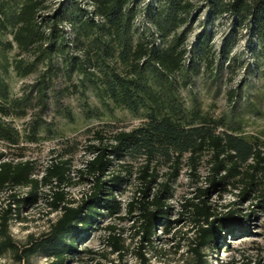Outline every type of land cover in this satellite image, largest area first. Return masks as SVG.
Instances as JSON below:
<instances>
[{"label":"trees","instance_id":"trees-1","mask_svg":"<svg viewBox=\"0 0 264 264\" xmlns=\"http://www.w3.org/2000/svg\"><path fill=\"white\" fill-rule=\"evenodd\" d=\"M88 2L90 12L73 0L57 16L42 14L46 9L43 0H0V29L10 28L12 35L9 42L0 40V142L4 146L0 149V195H5L7 201L0 212V257L9 253L14 264H30V258L41 252L56 264H63L73 254L89 253L85 248L78 250L75 241L93 229L95 217L111 218L122 210L124 217L132 219L138 248L143 244L151 246L158 228L166 229L171 224L170 183L178 177L183 157H187L195 178L198 160L207 153L205 187H195L192 198L182 205L189 208L195 227L189 249L192 264H206L203 250L217 234L249 232L246 217L239 214L236 203L212 205L208 201L211 194L236 191L239 203L252 202L256 208H264V141L252 142L240 136L241 123L234 116L213 119L203 114L196 100L187 109L178 94L176 76L189 83L201 61L205 68L212 66L214 59L207 55L208 23L226 22L228 36L243 32L264 47V0H154L155 6H146L144 15L150 30L137 39L133 36L135 11L130 0ZM202 13L204 26L196 35L198 48L189 50L187 39ZM64 19L73 27L74 36L87 40V52H92L97 70L87 75L101 106L109 111L141 113L143 119L138 126L114 130L109 136L102 130L92 132L96 143L88 146V157L77 171V184L87 188L77 200L68 199L63 191V186L70 184L66 161L51 163L39 177H34L32 164L21 160L23 156H17L18 160L7 157L5 148L18 146L19 133L2 119L21 118L28 109H36L27 136V141L34 143L50 98L65 116L71 117L51 76L58 70L59 56H63L68 76L73 70L86 73V67L84 61L65 52L67 39L58 28ZM12 43L18 51L31 54L33 60L10 61L7 51L12 49ZM112 59L120 68L109 63ZM37 63H44L45 70L22 96L9 99L2 74L11 67L18 76L25 77L35 71ZM234 93L229 92L230 101ZM80 95L85 98L84 89ZM99 114L98 108L87 107L85 111L87 118ZM160 167L166 168L164 178L158 175ZM132 174L136 175L132 194L122 204L117 196ZM23 189V195L17 192ZM41 195L50 211L59 215L38 241L19 246L8 229L11 206H33ZM109 239L114 251H120L117 238L112 234ZM135 258L138 264H149L140 251ZM237 262L232 258L228 264Z\"/></svg>","mask_w":264,"mask_h":264},{"label":"rangeland","instance_id":"rangeland-1","mask_svg":"<svg viewBox=\"0 0 264 264\" xmlns=\"http://www.w3.org/2000/svg\"><path fill=\"white\" fill-rule=\"evenodd\" d=\"M73 0H43L46 9L43 15H52L63 10ZM81 8L92 10L88 0H77ZM135 11L133 20L134 39L147 34L150 24L145 19L146 6H155L154 0H130ZM204 13L195 19L192 33L187 39V49L198 48L197 34L203 30ZM67 39L65 52L78 60L84 61L86 73L73 70L68 76L63 56L56 61L58 70L52 75L55 88L61 92V103L68 107L71 117L59 107H56L52 98L48 101V110L39 126L37 141H27L29 122L36 109H28L27 115L21 118H2L14 127L19 133V144L15 148H5L9 159L23 156L21 160L29 161L33 167V176L39 177L44 169L51 163L66 161L69 167L68 177L70 184L63 186L68 199L77 200L86 191L87 186L77 184L79 181L77 171L82 167L83 161L88 157V146L95 144L92 132L102 130L109 136L114 130H130L142 123L141 113H131L123 109H104L95 96L93 86L90 84L88 72L96 73L93 64L92 52H87V40L74 36L73 27L66 19L58 26ZM228 23H208L207 50L208 58H213V64L205 68L201 61L199 71L192 74L190 82H185L181 76H176L179 81L178 94L187 109L193 101L200 106L203 114L217 119L221 116L231 118L234 116L241 123L239 135L248 141H264V47L252 36L243 32L228 36ZM10 28L0 29V40H12ZM159 43V41H157ZM7 51L11 61L16 58H25L28 62L33 56L18 51L15 44ZM201 57V56H200ZM204 58V56L202 57ZM110 64H119L109 60ZM45 70L44 63H37L35 71L25 77L18 76L10 67L6 74H2L8 85L9 99L19 98L32 84L41 72ZM1 72V69H0ZM84 89L85 98L80 95ZM234 91L235 97L230 101L229 92ZM236 101V102H235ZM235 105L232 109V103ZM98 108L99 116L87 118V109ZM4 148L0 142V149ZM186 156L177 178L171 181V195L168 200L170 225L160 226L156 231L151 246L143 244L139 249L137 239L131 226L132 219L124 217L123 210L111 218L95 217L94 224L88 234L75 242L78 250L85 248L89 253L73 254L66 258L63 264H138L135 253L144 254L149 264H192L193 255L189 249L192 246L195 230L189 215V208H183L185 200L191 199L195 187H205V178L208 171L209 154L204 153L198 160L195 178L191 176ZM165 167L158 168V175L164 178ZM135 174H132L127 186L121 187V195L117 199L125 204L131 194ZM21 195L25 189L19 190ZM236 191L219 192L211 194L208 201L212 205H225L229 202L236 203L235 207L240 215H244L249 224V232L241 234L234 232L230 235L221 232L216 235L214 242L203 250L206 264H228L234 258L237 264H264V208H256L252 202L239 203L235 197ZM7 201L5 195H0V212L5 208ZM12 210V219L9 222V233L15 243L22 246L26 243L38 241L46 233L50 225L58 217V212L50 211L43 195L37 204L22 206ZM248 214V215H245ZM122 218L124 220H122ZM112 227L111 230L106 229ZM114 235L121 246L120 251H114L109 236ZM225 248V249H224ZM241 254V256H240ZM30 264H56L47 255L38 252L30 258ZM0 264H14L9 253H3Z\"/></svg>","mask_w":264,"mask_h":264}]
</instances>
